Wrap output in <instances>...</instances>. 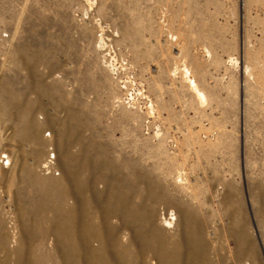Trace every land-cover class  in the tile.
Returning <instances> with one entry per match:
<instances>
[{
    "label": "rangeland",
    "instance_id": "1",
    "mask_svg": "<svg viewBox=\"0 0 264 264\" xmlns=\"http://www.w3.org/2000/svg\"><path fill=\"white\" fill-rule=\"evenodd\" d=\"M91 141L163 233L129 264L186 215L213 264H264V0H0V264H73Z\"/></svg>",
    "mask_w": 264,
    "mask_h": 264
},
{
    "label": "bare ground",
    "instance_id": "2",
    "mask_svg": "<svg viewBox=\"0 0 264 264\" xmlns=\"http://www.w3.org/2000/svg\"><path fill=\"white\" fill-rule=\"evenodd\" d=\"M93 144L94 142L91 141L85 154L83 153L82 163L79 162L80 158L73 159L69 180L70 205L68 213L66 212V215H68L64 216L67 218L65 219L67 224L61 225V233L65 234L71 242L69 243L72 249L71 260L73 264L82 262L80 252H84L82 254V256L84 255L83 258L86 256L82 262L83 264H129L128 254L137 249L138 241L145 243L146 249L153 251L155 242H153L149 233L151 232L150 229H155L158 235L163 233L160 229L154 228L155 225H153L150 216L151 212L148 211L146 205H143L144 201L140 200L142 199L141 193H137L135 185H123L126 183L120 178L118 179L119 175L117 177L116 167L111 166V163H108L104 156L105 153L96 150ZM90 174L96 175V181L94 182L97 183L98 181L100 185L99 189H93L98 202L94 205L96 214L92 217L91 214L88 215L91 210H86L88 204L85 203L86 198H88L85 195L86 180L88 179L86 177H89ZM123 179H127L124 178V174ZM134 195L136 200L133 199ZM91 204L93 206V203ZM58 209L60 214H64L59 205ZM184 220L186 222L184 234L180 235L175 243L168 240H165V244L162 243L164 240L159 242L162 251V254L160 253L161 257L168 258L165 259L167 260L166 264H213L203 253L204 249L200 244L199 234L192 230L193 219L186 215ZM164 225L167 226L163 223V227ZM125 233L127 238H124ZM81 234L85 241V247H81L83 249L80 248L79 237ZM94 240L97 243L96 248H93L96 245L92 247ZM155 251L157 252L156 249ZM136 254L138 253L136 252ZM148 258L147 260H151V258ZM145 263L148 264L146 261Z\"/></svg>",
    "mask_w": 264,
    "mask_h": 264
}]
</instances>
